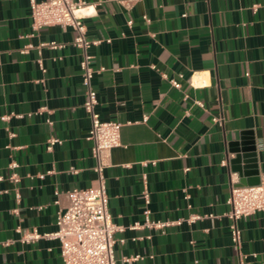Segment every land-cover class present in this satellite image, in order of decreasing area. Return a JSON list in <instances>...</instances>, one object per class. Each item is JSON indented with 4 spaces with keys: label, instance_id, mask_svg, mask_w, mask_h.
Returning <instances> with one entry per match:
<instances>
[{
    "label": "crops",
    "instance_id": "crops-1",
    "mask_svg": "<svg viewBox=\"0 0 264 264\" xmlns=\"http://www.w3.org/2000/svg\"><path fill=\"white\" fill-rule=\"evenodd\" d=\"M86 1L93 8L83 19L86 36L99 39L88 47L91 64L104 67L91 78L95 110L122 123L103 170L108 210L123 226L114 234L116 263L235 264L226 215L238 182L230 142L256 140L264 179V0ZM74 34L61 25L34 30L29 0H0V241H7L0 264H61L56 238L24 242L16 227L53 231L66 191L95 177ZM49 40L64 45L39 46ZM50 135L61 142L47 149ZM12 159L17 181L7 178ZM145 206L151 219L183 220L131 227ZM190 213L200 216L188 222ZM237 223L244 264H264V211ZM134 253L142 257L123 259Z\"/></svg>",
    "mask_w": 264,
    "mask_h": 264
},
{
    "label": "built area",
    "instance_id": "built-area-1",
    "mask_svg": "<svg viewBox=\"0 0 264 264\" xmlns=\"http://www.w3.org/2000/svg\"><path fill=\"white\" fill-rule=\"evenodd\" d=\"M130 1V0H124ZM86 0H29L30 17L32 29L37 30L45 25H61L63 27L70 26L74 29L75 34L72 43L80 48L81 58L79 66L81 69V81L85 85V99L82 103L84 110L90 117V126L86 138L91 140V154L94 158L93 170L95 177L93 182L85 187H73L66 191L68 202L65 206L59 207L56 216V228L53 231L40 232L37 228L22 229L19 225L16 230L20 232V239L24 242L33 241L41 236L56 238L59 242V251L61 256V264H117L114 255V244L117 241L115 232L122 230L123 226L116 223L108 210L106 179L104 175V167L108 165L110 149L121 143L120 127L121 122L115 119H103L95 110L97 103L96 90L92 86L91 78L96 70L104 69L99 67L96 69L91 64L92 55L88 52L91 43H97L99 39H90L86 36V24L84 17L90 12H80L81 7L89 6ZM63 42L55 40L40 41L39 46L60 47ZM26 50V47L23 51ZM39 65L45 70L40 59ZM181 75V74H180ZM169 81L175 87H180V81L176 78H169ZM194 103L203 106L200 99H194ZM11 114L22 116L23 113H7L2 118L7 119ZM27 114H31L28 112ZM147 115L143 116L145 119ZM221 116H213V120L219 121ZM51 123L50 118H46ZM9 136H13L14 132L9 131ZM60 143L61 138L50 135L46 139V148L51 149L54 143ZM225 163V160H222ZM8 166L11 168L7 178L12 181L19 179L15 168L18 162L12 159ZM75 172L76 169L72 168ZM41 176L43 174H40ZM0 178H3L0 175ZM184 197L188 198L189 194L184 188ZM55 202L59 203L58 194ZM17 198L19 193L16 192ZM145 203L149 202V191L147 188L142 193ZM229 209L226 215L230 219L229 230L233 248L237 251L235 264H244L247 253L241 248V231L237 220L241 217L255 213L256 211H264V179L256 184L236 185L231 184L229 194L226 198ZM190 205V204H188ZM150 210L147 206L143 209V221H134L130 226L137 227L145 225L163 229L165 226L180 224L183 218L173 220H155L150 218ZM200 215L190 213L185 220L192 222ZM134 238H142L132 237ZM118 240L124 241L123 237ZM7 241H0V244ZM255 255V253H252ZM142 257L140 253L125 255L124 260H132Z\"/></svg>",
    "mask_w": 264,
    "mask_h": 264
},
{
    "label": "water",
    "instance_id": "water-1",
    "mask_svg": "<svg viewBox=\"0 0 264 264\" xmlns=\"http://www.w3.org/2000/svg\"><path fill=\"white\" fill-rule=\"evenodd\" d=\"M256 146V140L245 135H241L239 141L229 143V150L234 154L230 159L231 170L238 174L236 185H250L260 181Z\"/></svg>",
    "mask_w": 264,
    "mask_h": 264
},
{
    "label": "bare ground",
    "instance_id": "bare-ground-1",
    "mask_svg": "<svg viewBox=\"0 0 264 264\" xmlns=\"http://www.w3.org/2000/svg\"><path fill=\"white\" fill-rule=\"evenodd\" d=\"M92 5L86 6V7H81L79 10L82 13H87V12H91L92 11Z\"/></svg>",
    "mask_w": 264,
    "mask_h": 264
}]
</instances>
